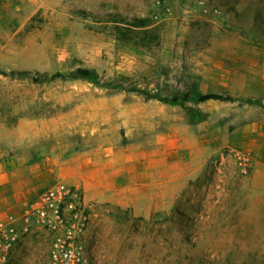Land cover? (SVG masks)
<instances>
[{"label": "rangeland", "instance_id": "1", "mask_svg": "<svg viewBox=\"0 0 264 264\" xmlns=\"http://www.w3.org/2000/svg\"><path fill=\"white\" fill-rule=\"evenodd\" d=\"M137 17L150 25L115 21ZM263 54L264 0H0V151L45 160V190L79 187L97 264H264V124L246 126L264 114ZM78 67L95 75L49 79ZM206 92L234 99L199 106ZM90 157L154 175L155 193L138 192L136 210L85 197L84 171L66 169ZM23 209L0 219L16 215L14 246L44 264L51 236L34 221L23 230Z\"/></svg>", "mask_w": 264, "mask_h": 264}, {"label": "crops", "instance_id": "2", "mask_svg": "<svg viewBox=\"0 0 264 264\" xmlns=\"http://www.w3.org/2000/svg\"><path fill=\"white\" fill-rule=\"evenodd\" d=\"M261 62V66L264 70V54ZM261 82L264 83V73L261 74ZM248 95L250 94L245 93L243 96ZM211 100L216 99H208L199 102L198 105L203 106V104ZM263 118L264 114H262V119L251 120L246 126L249 125L251 129H254L258 125L263 127L261 125L264 124ZM241 143V145L249 146L252 149L256 147L254 140ZM212 147L213 146L210 145L204 146L203 148L205 150V148L209 149ZM178 150L179 149H177V151ZM109 166V163L107 164V161L103 160V158L96 159L90 157L82 159L81 162H77V164L71 168H67L66 173H80L81 170H83L85 174L83 177L85 197L108 201L123 208L133 206L134 210H136L138 206L134 204V199L137 198V194L143 191V193H155L154 184L156 178L154 175H145V177H143L138 173L137 175L126 177L122 173H109ZM172 167L173 165L171 163L170 165L168 164L169 169ZM174 167H176V165H174ZM52 172L53 169L46 166L45 160L22 159L18 154L3 153L0 151V214L12 211L19 213L28 201L45 190L52 178ZM188 176V172H181L174 176L169 175L168 193L173 194L177 192L179 183L186 180ZM128 181L133 183L132 187L129 186ZM141 186L142 188L144 187L143 190H141ZM151 204L152 203H149L146 206L148 210L153 207V204ZM93 261L94 264H97L95 258ZM10 264H37V255L34 253L21 252L14 246L10 255Z\"/></svg>", "mask_w": 264, "mask_h": 264}, {"label": "built area", "instance_id": "3", "mask_svg": "<svg viewBox=\"0 0 264 264\" xmlns=\"http://www.w3.org/2000/svg\"><path fill=\"white\" fill-rule=\"evenodd\" d=\"M203 10L214 17L220 16V9L215 5ZM230 153L244 165L250 161L248 153L236 148H230ZM91 206L85 202L78 186L62 181L54 183L25 204L20 216L23 230L27 229L29 221H34L51 236L44 264H94L84 244ZM18 226V219L12 213L0 219V264H10L12 248L19 239Z\"/></svg>", "mask_w": 264, "mask_h": 264}, {"label": "trees", "instance_id": "4", "mask_svg": "<svg viewBox=\"0 0 264 264\" xmlns=\"http://www.w3.org/2000/svg\"><path fill=\"white\" fill-rule=\"evenodd\" d=\"M116 22H121V23H125L128 24V26L131 27H135V28H143L146 27L149 24V19L147 18H133L131 21L130 20H115ZM137 30H141V29H137ZM145 30V29H142ZM137 33H141L140 34V38L143 39L145 38V34L147 33V31H137ZM21 74H28L27 71H21ZM95 75V73L93 71H91L88 68H82V67H78L73 71H70L68 73H62L59 71H56L55 73L49 75V79H54V78H62V79H75L78 77H86V78H93V76ZM48 76L47 74L45 75V77ZM42 77L41 74H39L37 77H34L33 80H40ZM42 78L40 81H44L45 80ZM185 100H187L189 97L188 93H186L183 97ZM192 99L196 102H202L208 99H218V100H224V101H230L233 100L234 98L230 95H223L221 93H217V92H206V93H198L195 94ZM162 100V99H161ZM165 100V99H164ZM179 100V98L174 95L171 98V103H176ZM249 101V100H248Z\"/></svg>", "mask_w": 264, "mask_h": 264}]
</instances>
